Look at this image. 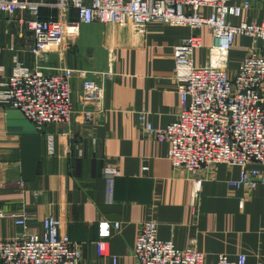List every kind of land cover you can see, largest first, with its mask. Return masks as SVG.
<instances>
[{
	"label": "crops",
	"instance_id": "0c3cea01",
	"mask_svg": "<svg viewBox=\"0 0 264 264\" xmlns=\"http://www.w3.org/2000/svg\"><path fill=\"white\" fill-rule=\"evenodd\" d=\"M43 1L49 7L40 10L39 18L48 20L61 0ZM248 1L241 20L264 21V0ZM28 19L22 12L10 20L0 16V65L6 75L15 58L34 67ZM79 33L80 49L71 57L66 52L62 61H42L44 74L63 67L83 72L72 81L75 113L69 123L37 131L20 112L0 104V209L22 211L28 217L25 228L0 219V241L40 233L42 221L52 215L60 221V234L81 246V264H137L133 249L140 225L154 220L160 240L172 241L179 249L193 244L208 263L220 255L234 260L242 254L246 264H264V185L251 193L231 188L226 182L238 176L239 168L220 164L198 173L203 183L193 201L189 177L167 160V144L147 135L138 122L143 113L146 123L162 130L175 120L179 96L173 49L190 29L152 22L145 33L137 34L129 28L93 24L80 26ZM199 33L202 46L194 51L195 66L206 62L210 46L206 29ZM252 46L261 47L262 42L235 37L229 52L231 73ZM85 79L104 87L100 113L94 104H85ZM82 105L95 112L88 127L78 113ZM109 164L120 172L110 205L105 203L102 177ZM101 221L121 226L107 239L106 255L98 257L95 241Z\"/></svg>",
	"mask_w": 264,
	"mask_h": 264
},
{
	"label": "built area",
	"instance_id": "2783aa9c",
	"mask_svg": "<svg viewBox=\"0 0 264 264\" xmlns=\"http://www.w3.org/2000/svg\"><path fill=\"white\" fill-rule=\"evenodd\" d=\"M230 1L61 0L57 7L70 8L76 16L63 24L58 19H39V11L49 7L42 0H0V16L7 20L17 12L28 15L26 25L33 39L34 58L33 68L15 58L8 75L0 65V104L20 112L37 131L50 124H67L75 113L72 81L75 74L83 72L64 67L44 74L42 67V54L59 45L65 33L77 34L80 26L93 24L129 28L137 34L145 33L152 22L185 26L190 35L173 49L179 96L176 118L162 130L146 123L143 113L138 115V122L144 125L147 135L167 144V160L189 177L193 201L203 183L198 173L220 164L239 168L238 176L227 180L229 187L251 193L264 185V21H242L249 1L238 5H231ZM202 29L210 37V46L206 62L195 66L193 54L202 46ZM236 36L259 40L262 46H252L231 73L229 52ZM81 91L87 98L85 104L97 106V113L103 111L102 83L85 79ZM78 113L83 124L90 126L95 112L82 105ZM119 175L116 165H106L102 170L106 204L113 203L114 183ZM0 219H11L15 226L25 228L28 217L22 211L6 213L0 209ZM120 226L118 222L98 223V257L106 255L107 239ZM59 229L60 221L51 215L42 221L40 233L0 241V264H81V246L60 234ZM157 231L154 220L140 225L133 249L137 264H246L242 254L234 260L220 255L216 262L208 263L205 254L193 244L179 249L172 241L160 240Z\"/></svg>",
	"mask_w": 264,
	"mask_h": 264
},
{
	"label": "rangeland",
	"instance_id": "374dc122",
	"mask_svg": "<svg viewBox=\"0 0 264 264\" xmlns=\"http://www.w3.org/2000/svg\"><path fill=\"white\" fill-rule=\"evenodd\" d=\"M44 3L47 4L48 2H44ZM74 15H75V12H72V9L69 8L66 10V9H62L61 7H58L53 13V16L55 17V19L60 20L63 24H67V23L72 22L73 20H71V19ZM65 29H68V27L65 26ZM79 35H80L79 31L77 34L65 33L62 36V39H61V42L59 45L53 46L50 53L42 54L43 55L42 60L44 61V63L49 62L50 57H54V59H55L54 62H57V59H59V61H62L66 52L68 53V56L71 57L75 51L80 49V45H79L80 44V37H79ZM95 36H98V35L95 34ZM99 36L102 37L101 35H99ZM99 36L97 38H99ZM97 41L101 42V38L97 39ZM111 54H112V50H110V48L107 49V51H106V55H107L106 69L110 65L111 61H109V58H110ZM59 69H61V68H59ZM55 70L57 71L58 69L56 68Z\"/></svg>",
	"mask_w": 264,
	"mask_h": 264
},
{
	"label": "trees",
	"instance_id": "16d2710c",
	"mask_svg": "<svg viewBox=\"0 0 264 264\" xmlns=\"http://www.w3.org/2000/svg\"><path fill=\"white\" fill-rule=\"evenodd\" d=\"M41 11H42V10H41ZM39 12H40V11H39ZM72 12H75V11H73V10H72ZM74 16H75V15H74ZM39 19H42V20H47V19H46V18H44V17H42V18L40 17ZM50 19H55V17H53V16H52ZM71 20H75V19L73 18V19H71Z\"/></svg>",
	"mask_w": 264,
	"mask_h": 264
}]
</instances>
